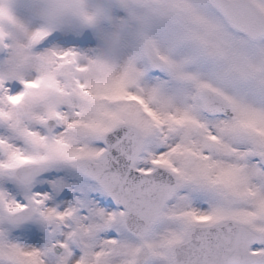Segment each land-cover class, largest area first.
<instances>
[{
  "label": "snow or ice",
  "instance_id": "obj_1",
  "mask_svg": "<svg viewBox=\"0 0 264 264\" xmlns=\"http://www.w3.org/2000/svg\"><path fill=\"white\" fill-rule=\"evenodd\" d=\"M0 264H264V0H0Z\"/></svg>",
  "mask_w": 264,
  "mask_h": 264
}]
</instances>
